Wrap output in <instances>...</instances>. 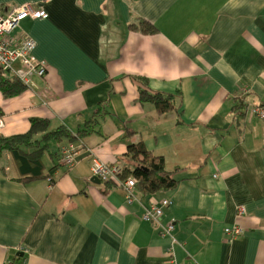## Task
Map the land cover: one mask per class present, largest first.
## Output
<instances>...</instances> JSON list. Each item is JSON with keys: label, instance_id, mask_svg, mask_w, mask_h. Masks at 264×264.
<instances>
[{"label": "crops", "instance_id": "obj_1", "mask_svg": "<svg viewBox=\"0 0 264 264\" xmlns=\"http://www.w3.org/2000/svg\"><path fill=\"white\" fill-rule=\"evenodd\" d=\"M25 3L47 14L17 32L46 75L0 95V135L25 134L34 118L91 131L49 142L44 179L23 182L4 155L0 264H264V123L248 112L264 107V0H0V11ZM138 20L156 32L131 30ZM139 78L175 96L173 110L139 103ZM138 142L176 185L135 189L128 204L123 189L92 183L91 167H132ZM69 145L71 168L60 156ZM150 198L170 202L160 221H174L170 237L141 219ZM234 225L243 234L232 239Z\"/></svg>", "mask_w": 264, "mask_h": 264}, {"label": "trees", "instance_id": "obj_2", "mask_svg": "<svg viewBox=\"0 0 264 264\" xmlns=\"http://www.w3.org/2000/svg\"><path fill=\"white\" fill-rule=\"evenodd\" d=\"M130 29L143 35L156 32L153 25L145 20H138L131 24ZM139 83L142 86L138 93L139 103L152 104L159 115L167 114L173 110L175 96L150 93L146 89L147 81L144 78H139ZM26 89L17 80L6 79L0 75V95L2 98L17 97ZM1 116L2 111L0 109ZM88 124L90 122L87 123V127ZM90 131L84 129L73 136L64 126L50 129L47 120L34 118L30 120L29 130L25 134L9 137L0 135V161L4 155L8 154L17 167L23 182L44 179L48 175L44 176L43 174L42 157L45 152L49 151V142L61 143L63 140H67L68 143H72L75 138L81 139ZM57 157L60 158L59 155ZM125 157L132 167L119 166V178L122 180L133 179L136 191L142 195L152 196L175 187L176 181L172 178L171 173L165 170L163 158L147 151L142 142L129 144ZM1 171L4 169L1 168ZM48 180L52 182L51 179ZM103 184L113 185L111 182Z\"/></svg>", "mask_w": 264, "mask_h": 264}, {"label": "built area", "instance_id": "obj_3", "mask_svg": "<svg viewBox=\"0 0 264 264\" xmlns=\"http://www.w3.org/2000/svg\"><path fill=\"white\" fill-rule=\"evenodd\" d=\"M47 14L36 9L32 4L25 3L10 9L0 11V75L3 78L17 80L26 88L34 87L33 79H44L46 75L45 63L38 61L33 56L35 42L27 36L18 35L21 23L26 20L46 19ZM250 114L261 119L264 123V107L255 106L248 110ZM2 123L0 121V127ZM60 156L64 165L68 168L73 167L75 162L74 148L69 145L61 148ZM119 166H107L101 161L94 159L91 167V175L101 183L111 182L114 186L121 188L125 192L126 201L130 204L135 199V181L133 179L122 180L119 178ZM216 177V176H214ZM49 181V189L53 186ZM170 205L167 200L156 202L148 199V206L144 208L141 219L151 224H158L161 237H170L174 228V221L171 220L164 226L160 224L163 215V208ZM239 216L245 215L242 207L237 208ZM230 238L234 239L243 234V230L234 225L226 229Z\"/></svg>", "mask_w": 264, "mask_h": 264}, {"label": "water", "instance_id": "obj_4", "mask_svg": "<svg viewBox=\"0 0 264 264\" xmlns=\"http://www.w3.org/2000/svg\"><path fill=\"white\" fill-rule=\"evenodd\" d=\"M91 182H92V183H95V184H99V183H100L99 180L96 179V178H93V179L91 180Z\"/></svg>", "mask_w": 264, "mask_h": 264}]
</instances>
